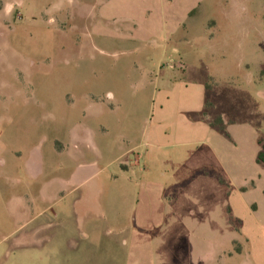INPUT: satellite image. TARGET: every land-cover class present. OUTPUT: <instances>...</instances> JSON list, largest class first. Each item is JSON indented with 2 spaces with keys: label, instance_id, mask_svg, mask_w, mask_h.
Here are the masks:
<instances>
[{
  "label": "rangeland",
  "instance_id": "obj_1",
  "mask_svg": "<svg viewBox=\"0 0 264 264\" xmlns=\"http://www.w3.org/2000/svg\"><path fill=\"white\" fill-rule=\"evenodd\" d=\"M54 1L0 2V264H188L168 205L203 217L191 264H264V0H110V32ZM174 83L213 103L189 141L157 137Z\"/></svg>",
  "mask_w": 264,
  "mask_h": 264
},
{
  "label": "crops",
  "instance_id": "obj_2",
  "mask_svg": "<svg viewBox=\"0 0 264 264\" xmlns=\"http://www.w3.org/2000/svg\"><path fill=\"white\" fill-rule=\"evenodd\" d=\"M70 5L74 6L73 9L78 12V14H87V17L91 19V21L95 22V28L93 31L96 32H110V27L112 25V18L110 17L111 13L114 12V10H111L112 3L110 0H67ZM0 2H3L7 5H11L12 9H15L17 4L23 5L26 0H18L17 4H13L11 2L7 3L5 0H0ZM15 2V1H13ZM65 3L67 4L66 0H55L54 2L50 3L47 8H63L65 6ZM117 12L123 10L122 6H118ZM2 10L0 9V16L2 15ZM10 13V12H9ZM98 24H101L99 26ZM102 34V33H101ZM106 34V33H105ZM91 35V34H90ZM172 90H163L160 92V96L163 95V98H165L166 103H164V100H162L161 104L157 107L156 114H154L153 118H155L158 126L157 129V137H164L166 138L167 135L163 132L164 128L166 126H175V128L179 131V134L181 136H185L186 139L183 141H189L192 136L195 137L198 135L202 129L203 125L201 123L202 115L207 114L206 112V104L210 103L209 100L206 98L207 92H208V85L206 83H199V84H193V85H179V84H173L171 87ZM175 93L177 95H180V97H183L182 99L178 100L177 102H174L176 100L171 99L170 94ZM172 100L173 102L169 103V100ZM212 103V102H211ZM213 104V103H212ZM180 112L182 115L177 116L176 113ZM188 113V115H187ZM221 117V116H216ZM215 118V119H216ZM222 118V117H221ZM195 120V121H194ZM225 124V120L222 118ZM212 119H208L205 122L207 123V127H212ZM232 123L230 120L228 121V124ZM103 131H106V129H103ZM208 130H206L207 132ZM91 131H89L90 133ZM87 131H85V134ZM84 135V133H83ZM93 143V141H91ZM135 149H131L130 151H122L119 158L115 159L113 163H120L119 164V177L122 178L124 181L132 183L133 179L129 178L130 175L136 176L138 173H142L143 170L140 168L141 161L143 159L142 155L138 154ZM124 158H127V160H123ZM136 170V171H135ZM101 170L97 169L94 172L90 173L88 175V178L85 180H88L89 183L93 180H96V178L99 176ZM114 183H116L119 178L118 176H114ZM137 186V184H136ZM149 201L152 203L149 204ZM141 204V202H139ZM155 203L154 198L146 201L144 204L147 207H152V204ZM140 206H143L140 205ZM139 206V207H140ZM161 205L159 204V207ZM176 205L173 208L172 206L168 205V216L171 218L170 222L173 223L172 230L177 234L178 238H181L182 235L184 237L183 243L179 244L178 246L181 248L183 246V252L185 255L186 263L191 264L190 261H192V255H194L195 247L196 245L201 244H195L193 242V238H202L203 234L205 236V233L203 232V225L201 223L203 222V217L198 215H190L189 217H181L176 214ZM230 211L231 208H230ZM194 220H198V223L200 224H194ZM180 233L182 235H180ZM204 245L207 248V242L204 243ZM203 246V239H202V245ZM200 249V248H199ZM206 250V249H205ZM200 256L195 257V262L197 264H206L207 263V252L204 250H201ZM183 255V256H184ZM206 258V259H205ZM204 262V263H202Z\"/></svg>",
  "mask_w": 264,
  "mask_h": 264
},
{
  "label": "trees",
  "instance_id": "obj_3",
  "mask_svg": "<svg viewBox=\"0 0 264 264\" xmlns=\"http://www.w3.org/2000/svg\"><path fill=\"white\" fill-rule=\"evenodd\" d=\"M212 126L213 127H217L221 131H224L225 130L224 121L222 120L221 117H217L212 122ZM256 161H257L258 164L264 165V147H262V151L258 154Z\"/></svg>",
  "mask_w": 264,
  "mask_h": 264
},
{
  "label": "clouds",
  "instance_id": "obj_4",
  "mask_svg": "<svg viewBox=\"0 0 264 264\" xmlns=\"http://www.w3.org/2000/svg\"><path fill=\"white\" fill-rule=\"evenodd\" d=\"M6 8H7L8 12H11V10H12V6L11 5H7Z\"/></svg>",
  "mask_w": 264,
  "mask_h": 264
}]
</instances>
